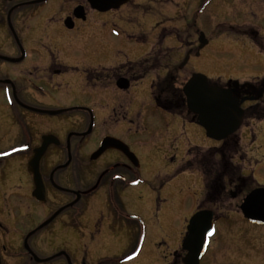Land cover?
<instances>
[{
  "label": "rangeland",
  "instance_id": "374dc122",
  "mask_svg": "<svg viewBox=\"0 0 264 264\" xmlns=\"http://www.w3.org/2000/svg\"><path fill=\"white\" fill-rule=\"evenodd\" d=\"M252 1L136 0L116 11H91L86 21L69 29L63 21L73 9L71 0H47L35 18L39 22L47 19V28H43L48 35L44 41L48 51L77 56L86 51L92 57L85 64L116 68L141 60L160 45L173 50L172 55L163 51L161 58L169 70L161 74H174L177 86L184 85L193 73L204 74L212 82L220 80L223 85L229 81L242 84L264 76L262 55H254V65L239 61L240 55L250 58L253 49L237 32L248 24L262 25L264 0H255L257 7ZM198 30L205 34L208 44L200 54L193 48L187 57L190 40L196 41ZM185 61L184 68L178 70L176 67ZM153 79L155 73L151 72L127 91L110 87L106 97L97 100L100 109L112 112L122 107L126 118L122 119L125 124L119 125L104 124L97 118L92 134L97 144L104 134L113 133L139 160L138 168L130 169L132 181L125 197L127 213L142 220L143 242L136 260L123 264H182L186 225L201 203L219 215L217 232L209 239L201 264H264V225L249 222L240 210L244 196L258 185L264 186V119L247 117L237 133L241 151L233 163L242 168L243 180L230 182L226 178V195L220 205L203 204L204 176L197 168H187L188 149L197 146L206 150L222 143L208 137L205 129L191 120L192 114L185 113V119L158 106L152 96ZM104 160L123 162L114 151L105 154L100 163ZM131 230L135 231L134 227ZM139 239L136 233L115 247L91 244L94 253L84 251L93 255L87 262L99 264L108 258H121Z\"/></svg>",
  "mask_w": 264,
  "mask_h": 264
},
{
  "label": "flooded vegetation",
  "instance_id": "af4514ba",
  "mask_svg": "<svg viewBox=\"0 0 264 264\" xmlns=\"http://www.w3.org/2000/svg\"><path fill=\"white\" fill-rule=\"evenodd\" d=\"M135 1L129 0L115 11ZM46 2L0 0V264H88L87 257L93 255L84 251L93 254L91 244L115 247L140 232L142 220L127 213L125 197L132 181L130 169L138 166L113 148L91 158L105 137L121 139L109 132L97 144L92 135L96 119L119 125L125 118L122 107L112 112L100 109L97 100L105 98L110 87L127 91L145 78L152 64L148 57L158 59L156 78H175L169 72L161 74L169 70L162 53L166 50L172 55L173 50L160 45L141 60L116 68L83 63L92 57L86 51L81 56L48 51L43 28H47V19L39 22L35 18ZM253 3L257 7V1ZM71 4L73 9L63 21L69 29L96 10L88 0H71ZM77 7H83L85 19L76 17ZM67 18L72 19L73 27L66 25ZM260 19L262 25L248 24L237 32L253 49L247 52L250 58L240 55L239 61L246 64L254 65L255 54L264 57V11ZM200 37L206 39L198 30L196 41L190 40L187 57L193 48L200 54ZM121 78L129 80V89L117 86ZM236 94L247 97L242 104L246 118L264 112V78L239 83ZM45 139L40 171L46 193L37 196L29 164ZM109 151L119 154L123 162L100 163ZM206 208L203 205L196 211ZM114 263L108 258L99 264Z\"/></svg>",
  "mask_w": 264,
  "mask_h": 264
},
{
  "label": "water",
  "instance_id": "95a60500",
  "mask_svg": "<svg viewBox=\"0 0 264 264\" xmlns=\"http://www.w3.org/2000/svg\"><path fill=\"white\" fill-rule=\"evenodd\" d=\"M93 9L101 12L117 9L129 0H88ZM75 15L78 18H86L83 7L75 9ZM71 18L66 19V25L73 27ZM200 48L208 43V40L200 37ZM186 64L183 63L181 66ZM117 85L121 89H128L129 80L119 79ZM233 88L224 87L218 84L210 83L208 77L201 73H194L183 87L186 95L188 111L195 114L196 122L205 130L208 137L222 141L236 133L242 126L245 110L242 104L247 97L239 98L236 94L235 83ZM46 140L43 146L36 151L34 158L30 161L29 170L33 175L36 185L34 193L39 196L46 193L45 184L40 171V161L46 149ZM109 148L117 149L128 156L133 162L137 163V158L131 152L129 146L120 139L107 136L103 139L100 148L94 153L92 158H97ZM240 209L244 217L251 223L264 225V187L253 189L248 193ZM187 233L182 242V250L186 252L182 259L184 264H201V260L206 253L207 239L214 235L215 228L214 211L208 209L198 210L189 220ZM86 264V263H84Z\"/></svg>",
  "mask_w": 264,
  "mask_h": 264
},
{
  "label": "trees",
  "instance_id": "16d2710c",
  "mask_svg": "<svg viewBox=\"0 0 264 264\" xmlns=\"http://www.w3.org/2000/svg\"><path fill=\"white\" fill-rule=\"evenodd\" d=\"M148 61H152V64L147 68V73L159 68L158 59L148 57ZM152 91L157 103L167 111L179 115L186 113L187 108L183 92L180 87L176 86L175 79H172L170 76L164 79L158 78L153 84ZM255 116L256 118H264V112L259 111ZM188 150L189 159L187 161V168L196 167L204 175L206 184L205 202L215 203L216 205L219 203L220 205L226 195L224 194V190H222L225 179L229 178L230 182L239 181V178L243 180L240 166L238 167V165L233 163L234 156L241 151L238 135L234 134L228 137L220 148L205 150L204 148L194 146ZM213 156H219L220 158L215 159ZM138 234L140 235L141 232ZM140 245L141 241L139 240L136 247L124 256H131L139 249ZM114 262V264H120L121 260L115 258Z\"/></svg>",
  "mask_w": 264,
  "mask_h": 264
}]
</instances>
